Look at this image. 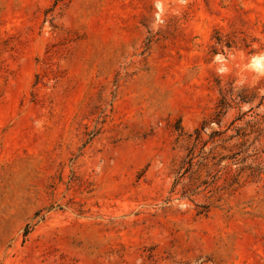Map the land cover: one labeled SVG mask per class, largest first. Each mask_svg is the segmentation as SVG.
<instances>
[{"label":"rangeland","instance_id":"obj_1","mask_svg":"<svg viewBox=\"0 0 264 264\" xmlns=\"http://www.w3.org/2000/svg\"><path fill=\"white\" fill-rule=\"evenodd\" d=\"M0 264H264V0H0Z\"/></svg>","mask_w":264,"mask_h":264}]
</instances>
